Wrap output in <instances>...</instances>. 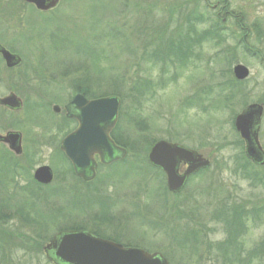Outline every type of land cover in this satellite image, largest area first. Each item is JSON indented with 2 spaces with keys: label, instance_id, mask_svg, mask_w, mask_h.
<instances>
[{
  "label": "rangeland",
  "instance_id": "obj_1",
  "mask_svg": "<svg viewBox=\"0 0 264 264\" xmlns=\"http://www.w3.org/2000/svg\"><path fill=\"white\" fill-rule=\"evenodd\" d=\"M58 2L43 13L24 0H0V46L21 59L19 66L7 69L0 57V99L13 93L24 105L17 113L0 108V135L20 132L26 156L34 154L30 169L15 171L8 154L21 159L0 144V264H51L43 253L49 237L85 227L84 207L104 202L85 192L97 194L100 186L105 196L115 194V199L136 204L135 220L126 212L114 215L113 223L124 228L119 234L123 239H117L128 247L159 252L170 264H244L246 253L248 264H264V253L255 249L264 246V187L252 185L237 169L244 145L237 144L233 124L243 107L264 106V0H229L227 12L235 18L224 13L220 17L224 15V24L233 30L224 31L220 43L208 41L193 49L184 66L172 57L166 62L156 58L153 45L161 46L169 37L195 40L212 23L207 17L214 0L204 2L205 11L195 6L196 0ZM199 14L207 16L204 24L193 21ZM237 21L248 31L240 44ZM241 64L249 76L235 85L225 73ZM81 80L89 81L91 100L100 98L94 96L104 94L106 87L117 86L122 97L116 136L134 143L145 136L153 144L177 143L195 149L212 166L192 177L181 194H171L164 176L147 162L150 148L137 150L135 145L139 159L133 152L123 163L100 166L96 178L82 184L58 153L61 139L70 132L54 128L64 113L52 112V106L63 109L75 96ZM230 92L236 93L232 102L226 100ZM38 112L36 123L33 116ZM258 136L264 151V112ZM41 166L53 173V181L42 187L32 178ZM261 169L251 171L264 175V166ZM6 204L19 217L2 216ZM221 207L244 208L239 218L244 228L238 227L240 234L229 242L241 256L233 261L232 249L224 246L228 231L213 216L225 214ZM253 207L263 209L256 213L263 219L251 216ZM39 228L40 249H30L32 239H40ZM195 232L196 238L191 237Z\"/></svg>",
  "mask_w": 264,
  "mask_h": 264
},
{
  "label": "water",
  "instance_id": "obj_2",
  "mask_svg": "<svg viewBox=\"0 0 264 264\" xmlns=\"http://www.w3.org/2000/svg\"><path fill=\"white\" fill-rule=\"evenodd\" d=\"M39 11H48L57 6L59 0H24ZM0 55L5 66L10 69L19 65L20 58L0 47ZM238 81L249 76V70L236 65L232 70ZM73 115L78 120V128L69 134L61 144V151L73 166L75 174L84 181L95 176V156L102 164H110L122 160L126 150L118 147L110 137L117 122L120 101L117 97H106L86 101L76 96L72 103ZM0 106L12 111L22 108V101L14 94L0 99ZM58 112L59 108H53ZM68 109V107H67ZM262 106L251 104L236 115L234 127L245 144V157L256 165L264 164V154L259 146L258 134L262 116ZM21 135L17 132L0 137V142L9 146L16 154L21 153ZM147 162L159 168L166 177L169 192L177 194L183 190L191 175L201 169L208 168L210 162L195 151L183 148L178 144L158 141L151 146L147 154ZM187 165L180 174L181 165ZM34 180L47 185L52 181V173L48 167H41L34 173ZM46 259L53 264H168L159 253L147 254L137 248H124L121 245L98 239L85 231H65L52 237L45 247Z\"/></svg>",
  "mask_w": 264,
  "mask_h": 264
},
{
  "label": "trees",
  "instance_id": "obj_3",
  "mask_svg": "<svg viewBox=\"0 0 264 264\" xmlns=\"http://www.w3.org/2000/svg\"><path fill=\"white\" fill-rule=\"evenodd\" d=\"M214 1H215L214 4H218V8L219 9L217 11H215V12L211 11V12H209L210 14L207 13V15L209 14L210 17H207L205 15L206 13L205 14H199L197 17H195L196 19L193 20L195 23L204 24L205 19H206L205 17H207V19H211L212 23L209 24L210 26L208 25V29L201 30L200 34L198 33L199 36L196 34L197 35L196 39L193 40V41L191 40L190 42L187 39H183V40L179 41L177 39H173V38H170V37L168 39H163V41H164L163 45L158 46V47H155L153 45L152 53H154V56L156 58L158 57V58L164 59L163 62L164 61L166 62L168 59H170V57H172V58L175 59V61L177 63H179V65L184 66L188 62L187 59H188V56L190 57V54L192 53V50L197 48V47H200V45H202L204 42L214 41V42H219L220 43V42L224 41V39H225L224 37L225 36L222 35L223 32L227 31V30H230L232 28L228 29V27L224 24V22H223L224 17L221 18L220 17V15H221L220 13H222V12L224 13V12L227 11L229 0H214ZM204 2H205V4L208 5V0H196L195 6L198 7L199 9H201V10H204V9L206 10V6L204 7V5H203ZM185 18L189 21V19H191L192 17L190 16V14H187L185 16ZM189 22H191V21H189ZM191 25L192 24L190 23L188 26L189 27H193L194 29H196L193 25L192 26ZM234 26L242 34V36H241V34H239L240 35L239 39L240 38L241 39L240 40L238 39L239 40L238 43L240 44V43H242L241 42L242 39H244V37L247 36V32L248 31L246 30L245 25L243 23H241L240 21H237L236 23H234ZM255 29H256V27H255ZM227 38H228V36H227ZM234 38H235V35H234ZM162 47H164L165 50ZM224 59H227V58H224ZM224 61L225 60H223V62ZM171 63H173V62L171 61ZM225 74L226 75H231V71L227 70ZM88 82H89L88 80L87 81L86 80L79 81L78 82L79 84L77 83L78 85L77 84L75 85V89H76V91L77 90L78 91H82L81 93H83L84 96H86V98H91L90 95H88V93L86 92L87 87L90 88V86L88 85ZM230 82L234 83L235 85H242V83L235 81L233 79V77L231 78ZM116 87H117L116 85H113V87L112 86L106 87V91H104V94L94 96V98L95 97L97 98L98 96L99 97H108V96L120 97L121 95L118 92V88H116ZM135 91L139 95H143L144 94V91H142L141 89L140 90L137 89ZM235 95H236V93L230 92L229 96L226 97V100L230 99V101L232 102V99H233V97ZM117 127H118V125L116 126V128ZM145 137H147V136H145ZM145 137H143L141 140L135 141V143H134V142H129V140L124 139V138H122V137H120L118 135L116 136L115 133L112 132V138L115 141V143H117L118 145H120L123 148H125L128 151V156L130 155V153H131V155H133V152H135V156L138 159L140 158L139 155H138L139 152H136V150L133 147L136 145V147H137L136 149L137 150L143 149V147H144V148H146L145 151H147L150 148V146H152V144H153L152 143L153 141H149ZM237 144H239L240 146L243 145L240 140L237 141ZM239 158H241V161L243 162L242 164L239 163L238 166H237V169L241 171V175L243 177L249 179L251 181L252 185H257V186L259 185L260 187H264V175L263 174H259V173H258L259 174L258 175V174H254L252 172L253 170L257 171V167H254V165H252L250 162H248L247 159L245 158L244 154L241 157H239ZM140 161H142V158L140 159ZM131 168H133V165H131ZM128 170H132V169H128ZM160 174L162 175L161 172H160ZM162 177H163V175H162ZM163 179H164V177H163ZM162 186H164L163 182H162ZM164 189H165V187H164ZM166 194H167V192H166ZM253 208H254V210L251 213L252 215L251 214L250 215L251 216L256 215L259 218L263 219V215L261 217V214H256L259 211L263 212V209L260 208V207H253ZM221 209L225 212V214H223V213H221V215L214 214L213 216H214L215 219H218L219 221H221L223 223V225L226 227L225 230L228 231L229 238H228V243L224 244V246H229V242L233 241L234 239H236L237 235L240 234V232L238 233V231H239L238 227H242L243 223L241 222V220L239 218H241L244 208L241 207L238 210H234V209L221 207ZM217 212L218 211H216V213ZM245 216H249L248 212H245ZM256 216H254V217H256ZM262 219H261V221H259L260 223H262ZM243 228H244V226H243ZM233 233H234V235H233ZM7 235L12 236L11 233H9ZM190 236L193 237V238H196V232L193 235L190 234ZM36 237H38L40 239H37V241H36L35 239L33 240L32 238H30L33 241L32 245H30V249H32L33 246H34V249H35V247L40 249V246H41V243H42L41 242V237L39 235H37ZM220 248H222V247H220ZM255 249H256V254H258V253L263 254L264 253V246H261V247L258 246ZM231 252H233L232 253V259H230L231 261H233L235 259V257L240 256L238 251H234L232 249ZM248 255H249V253H246L245 256L241 259L242 263H244V264L245 263L246 264L249 263V258L250 257H248ZM240 258H241V256H240Z\"/></svg>",
  "mask_w": 264,
  "mask_h": 264
},
{
  "label": "flooded vegetation",
  "instance_id": "obj_4",
  "mask_svg": "<svg viewBox=\"0 0 264 264\" xmlns=\"http://www.w3.org/2000/svg\"><path fill=\"white\" fill-rule=\"evenodd\" d=\"M217 7H218V4H217ZM224 15L225 16L229 15L230 18H235V17H233V15L228 14V12H225ZM75 92H76L75 96H77L79 94L80 96H82L85 99L89 100L88 98H86V96H84L83 93H81L82 91H78L77 90ZM74 97L71 100H69V102H67L63 106V109H59L58 112L53 111L54 109L52 108V112L55 115H59L61 112L64 113V115H63L60 123L59 124H56L54 126V128L56 129V132H59V133H62L63 132L64 133V132H66V131H68L70 129V132H68V134H69V133H71L72 131H74L78 127V120L75 117L77 113H75V116L72 114L73 113V105L70 104V103H72ZM23 107H24V105L22 106V108L20 110H18V111H12V112L17 113V112L21 111L23 109ZM67 107H68V109H67ZM5 111L8 112V111H11V110H8L7 109ZM40 114H41L40 112H38L37 114L34 113L33 118H34V120H35L36 123L39 120V117H40L39 115ZM37 118H38V120H37ZM73 125H75V128L71 130V128L73 127ZM12 132H15V131H12ZM18 133H20V132H18ZM68 134H66V135H68ZM21 136H22V134H21ZM64 137L60 141V144H59V147H58V149H59V152L58 153L61 156H63V159L66 160L70 164V166H71L70 161H68V159L65 157V155L61 151V143H62V140L64 139ZM53 138H56V137H53ZM22 144H23V137H21V144H20L21 145V153L20 154H16L15 152L10 151V149L7 147L8 150L15 156L16 159H21V161L15 160V159L12 158V155L11 154L10 155L8 154L9 159L12 161V166H10V167L13 170H15V171H20V172H21V170L22 171H25L26 170L25 169L26 167H29V169H30V167L32 166V162H34V160H33L34 159V157H33L34 154L31 155V154L27 153V156H26V153L23 150V145ZM95 160H96L97 165H98L97 166V169H96V173H97V170L99 169L100 159L98 157H96ZM183 168H182V170H183ZM35 171H36V169L33 172V177H34ZM95 178H96V176L94 177V179ZM92 181L85 182L84 184H86V185L87 184H90V182H92ZM36 186H41L42 187V186H47V185H42V184L36 183ZM97 187H99V186H97ZM102 187L103 186H100L99 188H96L95 190H96L97 194H94V195L89 194L87 191L85 192V194H87V195L97 196L99 198H102L104 202L99 201V202H97L96 204H94L91 207H88V206H85L84 207L85 210H84V213L82 215L84 216L83 217V220H84L85 227L79 228L78 230L87 231V232L93 234L94 236H96L98 238L105 239V240H108V241H112V242H114L116 244L118 243V244L123 245L124 247H128L125 244H123L120 241H118V239H117V238H121V235H119V234L120 233H123L124 228L121 225H115V223H113L114 221H116V219L114 218V215L117 214V213L126 212L127 214L133 215L134 216L133 219H134L135 216H137V214H136V212H137L136 211V209H137L136 208V204L132 203L130 199H129L130 201L128 203L127 202L124 203V201L121 200V199H115L116 198L115 197V194H114V196H111V195L105 196L103 194V192L101 191L102 190L101 189ZM93 192H94V189H93ZM119 200L121 201L120 204H119L120 207H119V209H115V205H117L116 202L119 201ZM10 208H13L14 209V207L9 206L7 204L5 206L3 205L2 208H1V211H3V212H1V213L4 214V215H2V216H5L6 215V217H8L12 213V211L9 210ZM4 212H6L8 214H5ZM102 215L105 216V219H102V217H101ZM12 216L13 217H19L18 214L16 215V214H13V213H12ZM3 222L4 221H2V223ZM39 231H40V228H39L37 234L39 236H42L39 233ZM61 231H63V230H61ZM8 232L11 233L12 236H14V234H15L14 231L13 232L7 231L6 233H8ZM121 239H123V238H121ZM43 252H44V247H43ZM45 259H46V257H45Z\"/></svg>",
  "mask_w": 264,
  "mask_h": 264
}]
</instances>
